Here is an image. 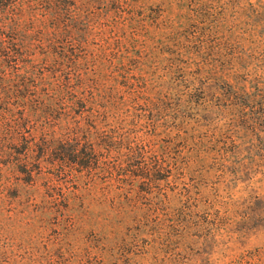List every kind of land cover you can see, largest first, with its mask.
Here are the masks:
<instances>
[{"label": "rangeland", "instance_id": "374dc122", "mask_svg": "<svg viewBox=\"0 0 264 264\" xmlns=\"http://www.w3.org/2000/svg\"><path fill=\"white\" fill-rule=\"evenodd\" d=\"M201 1L129 0L133 14L117 17L126 34L138 39L135 49H143L142 68L151 81L184 76L197 95L198 104L169 134L159 128L151 136L173 138L159 141L168 146V171L149 193H140L137 182L93 185L43 171L29 187L11 176L14 188L0 192V264H264V104L246 108L248 118L232 98L218 104L219 80L205 64L214 55L181 47L189 44V22L195 21L192 31L211 24L210 14L195 15ZM225 1H212L219 32L238 36L245 47L257 45L258 35L264 37V0H236L234 6ZM242 8L249 16L233 21ZM260 64L264 68V60ZM248 71V79L256 75ZM46 181L57 186V202L42 198Z\"/></svg>", "mask_w": 264, "mask_h": 264}, {"label": "trees", "instance_id": "16d2710c", "mask_svg": "<svg viewBox=\"0 0 264 264\" xmlns=\"http://www.w3.org/2000/svg\"><path fill=\"white\" fill-rule=\"evenodd\" d=\"M212 1L202 0L195 9L196 17L210 14L211 24L192 31L195 21L189 22L184 30L189 44L181 47L214 55L205 64L219 80L218 104L232 98L239 115L248 118L246 108L264 104V37L259 34L257 45L245 47L238 36L219 32ZM245 10H237L232 20L249 16ZM134 11L129 0H0V192L14 188L11 176L33 187L46 171L59 180L83 178L93 185L108 180L121 188L137 182L140 193H149L168 171V146L159 141L173 138L151 136L159 128L169 134L186 109L198 104L197 95L184 76L148 78L143 49H135L138 39L119 26L118 18ZM249 69L256 74L251 79ZM42 187L43 199L58 201L57 186L46 181ZM58 196L66 198L62 191Z\"/></svg>", "mask_w": 264, "mask_h": 264}]
</instances>
